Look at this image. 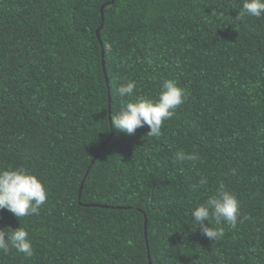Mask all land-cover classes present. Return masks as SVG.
Wrapping results in <instances>:
<instances>
[{
	"label": "trees",
	"instance_id": "trees-1",
	"mask_svg": "<svg viewBox=\"0 0 264 264\" xmlns=\"http://www.w3.org/2000/svg\"><path fill=\"white\" fill-rule=\"evenodd\" d=\"M106 1L0 0V169L47 191L39 215L0 210L34 249L0 264H264V16L240 19L242 0H114L101 17ZM164 79L188 95L161 136L112 126ZM221 185L243 222L211 241L190 213Z\"/></svg>",
	"mask_w": 264,
	"mask_h": 264
},
{
	"label": "clouds",
	"instance_id": "clouds-1",
	"mask_svg": "<svg viewBox=\"0 0 264 264\" xmlns=\"http://www.w3.org/2000/svg\"><path fill=\"white\" fill-rule=\"evenodd\" d=\"M240 19L244 16L261 18L264 16V0H242ZM135 81L121 84L117 91L121 97H133ZM187 92L174 79H164L158 99L139 97L129 99L119 111L111 116L112 126L126 135L135 134L136 130L147 126V136L159 137L165 121L175 115V109L187 99ZM178 161L197 162V153L180 151L176 154ZM235 175V170H233ZM200 185L207 183L200 180ZM47 191L44 183L35 174L24 167L0 169V210L11 212L19 221L22 217L39 215V209L45 204ZM193 223L191 228L199 230L209 240L214 241L224 235V227L235 229L240 219L239 200L221 185L216 195L210 196L198 204L190 213ZM213 222L216 227L213 226ZM15 249L25 257H32L34 249L26 228L19 226L12 229L10 225L0 228V251L8 253Z\"/></svg>",
	"mask_w": 264,
	"mask_h": 264
},
{
	"label": "water",
	"instance_id": "water-1",
	"mask_svg": "<svg viewBox=\"0 0 264 264\" xmlns=\"http://www.w3.org/2000/svg\"><path fill=\"white\" fill-rule=\"evenodd\" d=\"M113 2H114V0H109V1H106L105 3H103V4L101 5V7H100L101 17L103 16V12H102L103 8L106 7V6H108V5H110V4H112ZM101 26H102V25H100V27L97 29L96 34H97V37L99 38V41H100V44H101V47H102V55H103V54H104V46H103L102 40L100 39V35H99V32H100ZM103 64H104V62H103ZM111 134H112V133H111ZM101 147H102V146H101ZM97 154H98V153L95 154V157H94V159L92 160V163L94 162V160H95ZM85 176H86V175H85Z\"/></svg>",
	"mask_w": 264,
	"mask_h": 264
}]
</instances>
